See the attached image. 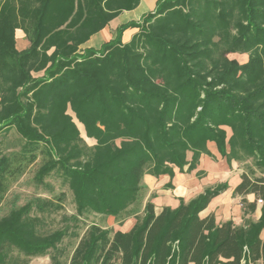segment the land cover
I'll list each match as a JSON object with an SVG mask.
<instances>
[{
	"label": "trees",
	"instance_id": "obj_1",
	"mask_svg": "<svg viewBox=\"0 0 264 264\" xmlns=\"http://www.w3.org/2000/svg\"><path fill=\"white\" fill-rule=\"evenodd\" d=\"M17 1L0 3V136L14 130L24 143L0 152V195L7 177L41 156L34 178L61 177L74 226L90 214L98 222L86 224L66 254L68 227L41 232L31 214L58 205L36 199L13 208L0 217V264L42 256L49 264H264V212L243 226L199 216L225 184L155 213L143 183L145 174L193 170L213 141L228 162L253 163L233 192L255 195L252 203L241 199L245 213L259 199L264 205V177L255 175L264 174V0H157L113 40L82 54V43L140 0ZM16 28L29 40L25 50L14 47ZM128 28L137 32L122 43ZM107 217L135 223L113 230Z\"/></svg>",
	"mask_w": 264,
	"mask_h": 264
},
{
	"label": "crops",
	"instance_id": "obj_2",
	"mask_svg": "<svg viewBox=\"0 0 264 264\" xmlns=\"http://www.w3.org/2000/svg\"><path fill=\"white\" fill-rule=\"evenodd\" d=\"M157 0H140L138 5L128 11H123L113 18L101 30L92 34L87 41L78 48V53L82 54L88 49H99L104 43L113 40L116 36L117 28L131 21H139L147 12L153 11ZM4 0H0L2 4ZM18 7V1L12 0V5ZM137 32V28H128L123 31L121 42L127 43ZM30 43L22 28L14 30V47L17 51L25 50ZM226 137L231 135L229 127H223ZM93 142L95 140L93 139ZM207 153L199 156L196 166L193 170L187 171L188 165L180 170L173 167V175L161 174L157 177L150 174L143 176V183L147 186V193L144 202L150 200L154 204L155 213H158L163 207L176 208L180 199L187 202L207 188L215 187L218 184H225L226 188L212 197L207 206L199 212L201 218L209 215L214 217L215 224H221L231 221L234 226H243L245 220L257 222L264 212V205L256 202L253 212L245 213L241 199L244 198L247 203L255 201L253 193L244 196L234 194L235 187L241 182L242 173H247V168L253 166L250 161L239 162L231 160L230 162L222 156L216 144L208 141L206 144ZM227 151L229 147H226ZM187 160H191V153L187 154ZM254 167V166H253ZM255 169V168H254ZM256 170V169H255ZM255 175L264 177V174L256 170ZM170 184V186H167ZM107 223L113 230L127 231L135 223L133 217L125 219L121 224L114 221L113 217H107ZM111 224V225H110ZM260 239H264V229L259 234ZM193 264V263H189Z\"/></svg>",
	"mask_w": 264,
	"mask_h": 264
},
{
	"label": "rangeland",
	"instance_id": "obj_3",
	"mask_svg": "<svg viewBox=\"0 0 264 264\" xmlns=\"http://www.w3.org/2000/svg\"><path fill=\"white\" fill-rule=\"evenodd\" d=\"M228 57L236 59L240 64L247 61V54L245 53H233L229 54ZM67 112L71 115L72 121L75 123L82 139L85 141L88 147H92L95 144L93 139L86 137L83 126L78 122L74 113L70 110ZM1 139L2 138L0 136V141ZM4 139V141L2 139L3 143L0 142V152L2 154L18 152L21 148V145L24 143L23 138H21L20 135L18 136L14 130L8 133L7 137ZM42 161L43 158L39 156V158H37L30 165H24V170L22 173L9 176L5 179L4 191L0 195V217L7 214L11 209L18 208L22 205H25L26 203L31 202L34 205L36 199H41V201H45L47 199L52 200L56 205H58V207L54 209L49 208L50 210L48 209L42 212H38L33 209L31 214L39 217L40 221L38 223V229L41 232L46 233L54 229L68 227V234L60 245L62 248H66V254H68V252L70 253L72 250L79 237L83 234L85 225L92 221L98 222L97 215L90 214L88 216L79 218L78 221L81 223L77 229V227L74 226L76 223L73 221V219H71V216L75 214V208L71 200V194L68 192L66 186L62 184L61 177H56L53 172L44 178L42 184L36 182L34 175L40 164H42ZM63 192L66 194V199H64L62 203H59L57 197ZM106 226L109 227L107 220ZM72 233H78V238H76V236ZM29 264H49V257H35L30 261Z\"/></svg>",
	"mask_w": 264,
	"mask_h": 264
},
{
	"label": "built area",
	"instance_id": "obj_4",
	"mask_svg": "<svg viewBox=\"0 0 264 264\" xmlns=\"http://www.w3.org/2000/svg\"><path fill=\"white\" fill-rule=\"evenodd\" d=\"M257 202H258V203H261V200L259 199Z\"/></svg>",
	"mask_w": 264,
	"mask_h": 264
}]
</instances>
